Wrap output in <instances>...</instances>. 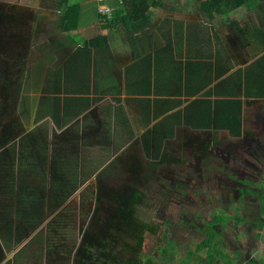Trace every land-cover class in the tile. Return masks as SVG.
<instances>
[{
	"label": "rangeland",
	"instance_id": "374dc122",
	"mask_svg": "<svg viewBox=\"0 0 264 264\" xmlns=\"http://www.w3.org/2000/svg\"><path fill=\"white\" fill-rule=\"evenodd\" d=\"M176 1L147 0L148 26H164L172 8L195 16L205 9ZM73 2L77 28L65 31L60 0H0V254L16 250L17 264H206L196 244L213 230L216 264H264V128L256 126L264 105L247 116L240 137L184 129L174 140L165 134L164 148L151 134L144 144L139 137L127 147L110 142L108 124L93 126V97L80 94L113 79L99 78L93 49L91 64L86 56L75 72L71 62L87 55L82 40L106 29L123 4L102 1L113 7L108 17L98 0ZM233 2L221 7L228 15L222 30L232 39ZM247 13L236 16L245 34ZM238 109L234 103L231 111ZM112 118L118 128L128 116ZM182 120L198 127L190 115ZM78 127L80 142L66 139ZM117 137L124 143L130 133Z\"/></svg>",
	"mask_w": 264,
	"mask_h": 264
},
{
	"label": "crops",
	"instance_id": "0c3cea01",
	"mask_svg": "<svg viewBox=\"0 0 264 264\" xmlns=\"http://www.w3.org/2000/svg\"><path fill=\"white\" fill-rule=\"evenodd\" d=\"M119 1L123 4L122 0H118V4ZM209 1L177 0L176 3L189 5L199 2L205 9L195 16L190 8L186 11H181L179 7L176 10L172 8L174 13L163 19L165 24L161 22L164 25L162 27L159 25L160 27L152 29L147 24L130 29L122 24V28H115L116 24L111 23L99 34L82 40V43H85L93 37H99V46L92 48L95 53L96 72L99 78L113 79L110 87L97 88L100 90L90 95L80 94L82 97L92 96L95 99L92 98L91 105L96 111L98 123L93 126H98L101 131V126L108 124L114 134L110 142L127 147L132 138L139 137L144 144V139H148L151 134L156 147L164 148L168 144L167 138L174 140V136L184 129L212 130L214 128H195L182 118L190 115V120L193 119L208 101L214 103L217 99L242 100L240 116L242 132L245 133L247 116L254 114L259 106L264 105L263 96L245 93L247 87L251 92L255 91L259 80L264 78V0H247L236 7L235 19L239 22L236 17L238 11L246 10L247 15L252 17V23L245 34L244 27H239L237 22L236 32L232 35L234 39L224 34L221 27L222 20H226L228 15L222 10L211 11ZM225 2L226 0L221 1L223 4ZM73 51L67 53L65 59L71 56ZM78 57L75 56L71 62L72 69L78 61L81 62L85 58ZM64 95L62 93L60 96ZM64 107L60 106L59 109L61 119L64 118ZM179 111L181 113L177 115ZM126 114L128 119L122 121L118 128L110 123L113 116L119 122L120 119L117 118L121 115L124 119ZM165 116H169L167 121L163 120ZM132 118L136 128L131 122ZM257 119L259 122L256 126L262 130L264 109L263 112L260 111ZM253 120L256 121V118ZM126 124L130 137L122 143L123 140L117 136L125 133ZM219 131H225L232 137H240L233 136L228 130ZM165 134L168 135L167 138ZM16 254V250L2 252L0 264H8L12 259L13 264H17ZM29 254L30 251L28 256ZM23 261L28 263L29 258H24Z\"/></svg>",
	"mask_w": 264,
	"mask_h": 264
},
{
	"label": "trees",
	"instance_id": "16d2710c",
	"mask_svg": "<svg viewBox=\"0 0 264 264\" xmlns=\"http://www.w3.org/2000/svg\"><path fill=\"white\" fill-rule=\"evenodd\" d=\"M70 1L71 0H60V3L62 5H65V12L64 14L61 15L60 18L61 27L65 31H71L73 29H76L78 23L79 6L76 5V3L74 2L70 3ZM122 1H123V7L115 12V16L112 18L113 21L111 20L109 24L111 23L114 24L117 23L118 21H121L124 26L130 29L132 27L133 28L144 27L148 24L149 14L147 13V11L149 6L147 0H122ZM221 1L222 0H210L209 9L211 11L221 12V7H222ZM232 1H234L233 4L238 7L239 5L241 6L247 0H226V3H231ZM99 42H100L99 37H93L84 43L89 48L87 51V55H85V58H83L84 61L86 59V56L89 57V60L88 62H85V65L91 64L92 48L98 47L100 44ZM187 68H188V64H186L185 69L187 70ZM185 79H186V87H187L188 85L187 74L185 76ZM248 88L249 87H247V89ZM247 89L245 91L246 94H255L256 96L264 97V78L259 80L257 84V89H255V91L251 92L250 89L249 90ZM224 100H227L225 101V104L222 103V101ZM224 100L217 99L214 101V103H212V101H208V103L204 106L206 107L205 112L199 111L197 114H195V117H193V122L197 121L195 125L198 127H195L194 125L193 126L195 128H214V130L224 129V130H228L231 134H233V136H241L243 134L242 118L240 116L242 110V101L241 99H234L233 101L231 99H224ZM234 103H238L239 105V109L236 113H232L231 111V108L232 106H234ZM207 105L210 106L207 107ZM78 132L79 131H76L75 136L67 135L66 139L67 137L71 138V140L73 138L77 142H80ZM102 136L104 137V132ZM93 139L95 138H93L90 135L89 137L84 139L83 142L85 143L86 141H91ZM261 221L264 223V204L262 205ZM214 238H215V232L211 230L208 237L199 241L196 244L195 252H201L206 255V258L204 259L206 264H216L214 253L217 252L219 249L217 245L214 244ZM139 259L140 258H138L137 260H133L134 262L133 264H137ZM187 261H184L181 264H186Z\"/></svg>",
	"mask_w": 264,
	"mask_h": 264
},
{
	"label": "built area",
	"instance_id": "2783aa9c",
	"mask_svg": "<svg viewBox=\"0 0 264 264\" xmlns=\"http://www.w3.org/2000/svg\"><path fill=\"white\" fill-rule=\"evenodd\" d=\"M98 1H99V7H98L99 12L110 16L111 12L113 11V7H111L110 5L108 6V4L103 3L102 1L104 0H98Z\"/></svg>",
	"mask_w": 264,
	"mask_h": 264
}]
</instances>
